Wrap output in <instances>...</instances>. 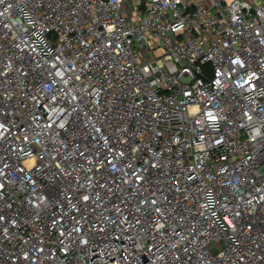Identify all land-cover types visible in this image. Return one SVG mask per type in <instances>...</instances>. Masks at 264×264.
I'll return each instance as SVG.
<instances>
[{
    "label": "built area",
    "instance_id": "obj_1",
    "mask_svg": "<svg viewBox=\"0 0 264 264\" xmlns=\"http://www.w3.org/2000/svg\"><path fill=\"white\" fill-rule=\"evenodd\" d=\"M0 264H264V0H0Z\"/></svg>",
    "mask_w": 264,
    "mask_h": 264
}]
</instances>
